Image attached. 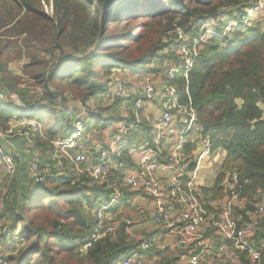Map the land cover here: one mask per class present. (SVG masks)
<instances>
[{
  "label": "built area",
  "instance_id": "1",
  "mask_svg": "<svg viewBox=\"0 0 264 264\" xmlns=\"http://www.w3.org/2000/svg\"><path fill=\"white\" fill-rule=\"evenodd\" d=\"M250 27L264 35V0H245L184 27L174 26L166 34L171 45L142 71L111 69L102 79L101 92L84 103L67 97L70 103L61 105L62 97L57 99L56 114L67 112L68 130L49 140L45 153L35 140L43 138L37 120H11L12 134L23 140L29 154V186L48 178L74 182L86 178L102 188L83 252L104 238H114L121 227L128 236L142 232L149 221L153 229L111 264H226L228 252L245 255L249 264H261L264 190L252 198L245 196L238 173L230 171L218 185L220 197L205 194L202 172L221 166L224 153L214 148L196 110L180 102L173 85L179 76L187 80L204 44ZM17 63L19 68L24 65ZM15 74L21 76L20 69ZM42 93L35 90L36 95ZM0 102L18 113L41 106L27 107L22 98L1 89ZM10 128L9 124L6 130ZM10 147L0 150V182L14 176L17 160L22 161L15 146ZM8 185L0 196V264H7L23 243L20 225L1 216ZM123 208L133 215L123 214Z\"/></svg>",
  "mask_w": 264,
  "mask_h": 264
},
{
  "label": "trees",
  "instance_id": "2",
  "mask_svg": "<svg viewBox=\"0 0 264 264\" xmlns=\"http://www.w3.org/2000/svg\"><path fill=\"white\" fill-rule=\"evenodd\" d=\"M90 1L97 9L92 26L69 44V54L56 58L45 47L57 49L61 33L90 18L87 1L54 0L51 18L43 11V0H0V11L8 8L7 19L0 22L4 42L0 89L23 101L25 96L26 103L36 89L43 92L31 105L24 103L27 107L41 104L35 111L18 113L0 102V131H6L13 119H37L43 138L35 140L44 153L49 140L68 130L69 115L62 110L56 114L57 99L62 97L61 105L68 103L67 97L84 103L101 92L102 79L111 69L137 72L167 50L171 43L166 34L174 26L184 27L245 0ZM68 56L74 57L57 62ZM15 61L24 63L21 76L8 68ZM24 83L35 90L21 89ZM173 85L180 102L196 110L214 148L226 153L218 177L205 194L220 197L218 185L230 171L238 173L245 196L252 198L257 190H264V35L257 28H241L230 37L207 42L187 80L179 76ZM102 192L86 178L76 182L48 178L31 189L10 181L1 216L20 225L23 243L7 264H111L130 252L137 243L122 227L114 238H104L82 252L91 227L83 212L94 209ZM239 259L249 264L245 255L239 254Z\"/></svg>",
  "mask_w": 264,
  "mask_h": 264
},
{
  "label": "rangeland",
  "instance_id": "3",
  "mask_svg": "<svg viewBox=\"0 0 264 264\" xmlns=\"http://www.w3.org/2000/svg\"><path fill=\"white\" fill-rule=\"evenodd\" d=\"M85 1H87V4H88L87 7L89 10L88 13H89L90 18H88L86 21H84L82 25H79V27H74L73 31H65V32L61 33L58 37L57 42L55 43V44H58V46L56 47L57 49L52 50L53 48L51 45H49V46L47 45L45 47V49H48V50L51 49V52H49V53L52 54V52H53V54L56 58L59 56H62L63 53H65L66 55L69 54V52H71V50H72L70 43L72 41H77L82 36L83 31L85 29L89 30L90 27L92 26V24H93L92 18L97 15L96 14V11H97L96 5L94 3H92V1H90V0H85ZM42 5H43V11L45 12V14H47L48 16H50L52 18L53 11H54V0H43ZM0 9H2V8L0 7ZM7 10H8V8L6 7V9L0 11V22L7 19ZM99 16L100 15H98V18H99ZM54 26H56L55 22H54ZM57 31H58V28H54V32H57ZM1 32L2 31H0V35L2 34ZM3 44H4L3 39H0V47ZM171 61H173V58ZM9 68H10L12 74H15L16 71L19 69V64L16 61L11 62ZM143 69L144 68H139L138 71H142ZM29 83H31V82H29ZM31 84H33V83H31ZM29 86H31V85H29ZM31 87L33 89L35 88L33 86H31ZM20 88H26V87L24 85H21ZM32 94H35V92H33ZM32 96L33 97H28L29 98L28 100H31V101H29L27 103H26L27 98H25V96H24V103L26 105H31L32 103H34L35 102L34 98L35 99H41L40 95H32ZM69 103L70 102H68V104ZM75 103H77V102H75ZM35 120H37V119H35ZM13 121H15V120L13 119ZM13 121L8 122L11 126L9 131H7L9 128L6 130L7 132L6 131H0V137L4 138V139L0 138V150H2L1 147H4L8 150L11 148L10 145L15 146L17 148V145L20 144V142L22 140L17 135L12 134L13 129H14ZM9 124H8V126H9ZM10 131H11V133H9ZM142 134H145V133H142ZM138 141H140V140H138V139L132 140V142H138ZM28 160H29V156L27 157V159L22 158L21 162H19L17 160V172L15 173V175L12 176L11 178H4L0 182V196H1L2 190L5 189L6 184L10 183V181H13V180H15V181L17 180L19 182V184H21L22 188H30L31 189L34 187L31 185L29 186V182L26 179V175H27L26 174V164H27ZM220 167H221L220 165H217L213 168L212 171H203L202 172L203 180H204L206 186H211L215 182L216 177L220 171ZM251 204H254V202H252ZM251 207L253 210V206H251ZM92 213H93V210L90 211L87 209H85V211L83 212L84 218L88 221L89 224H91V222H92ZM141 235H143L142 232L137 231V232L133 233V236L129 235L130 236L129 240H131L133 243H137L139 241V237ZM227 256L225 257L226 264H236V261H238L237 259H239V256H237L233 252H228Z\"/></svg>",
  "mask_w": 264,
  "mask_h": 264
},
{
  "label": "crops",
  "instance_id": "4",
  "mask_svg": "<svg viewBox=\"0 0 264 264\" xmlns=\"http://www.w3.org/2000/svg\"><path fill=\"white\" fill-rule=\"evenodd\" d=\"M10 64L11 63H9L8 68L10 67ZM145 118L146 119H149V115H146ZM145 118H143V121L144 122H145ZM135 143H139V141L138 142H135ZM15 150L19 154V155L17 154V156H20L21 157V160H22V158H26L27 159V157H28L29 154L27 152H25L23 140H21L20 144L17 145V148L15 147ZM223 153H224V158H225L226 153L224 151H223ZM202 179H203V176H202ZM211 186H207V188H209ZM122 213L125 214V215H133V212L131 210L127 209V208H123ZM142 228H144L143 231H142V234H145L146 232H150L151 229H153V227H152V225H151V223L149 221H147L146 223H144V225L142 226Z\"/></svg>",
  "mask_w": 264,
  "mask_h": 264
},
{
  "label": "water",
  "instance_id": "5",
  "mask_svg": "<svg viewBox=\"0 0 264 264\" xmlns=\"http://www.w3.org/2000/svg\"><path fill=\"white\" fill-rule=\"evenodd\" d=\"M71 57H74V56H68V57H65V58H63V59H60V60H58L57 62H60V61H62V60H67V59H69V58H71ZM57 62H55V63H57ZM47 82V76L45 77V83ZM11 94H12V92H11ZM13 95V94H12Z\"/></svg>",
  "mask_w": 264,
  "mask_h": 264
}]
</instances>
